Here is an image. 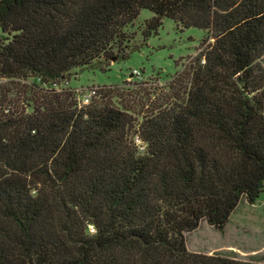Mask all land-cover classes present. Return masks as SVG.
<instances>
[{
	"label": "trees",
	"instance_id": "obj_1",
	"mask_svg": "<svg viewBox=\"0 0 264 264\" xmlns=\"http://www.w3.org/2000/svg\"><path fill=\"white\" fill-rule=\"evenodd\" d=\"M141 9L199 52L143 113L81 105L64 83L125 56ZM263 187L264 0H0V264H264L184 235Z\"/></svg>",
	"mask_w": 264,
	"mask_h": 264
},
{
	"label": "rangeland",
	"instance_id": "obj_2",
	"mask_svg": "<svg viewBox=\"0 0 264 264\" xmlns=\"http://www.w3.org/2000/svg\"><path fill=\"white\" fill-rule=\"evenodd\" d=\"M153 15L141 9L126 26L125 56L76 69L64 85L74 88L78 99L87 94V103L108 91L116 105L125 103L141 113L152 103L162 102L173 90L176 75L199 52L206 31L164 17L156 29L147 32L146 21ZM184 235L190 251L264 263V187L255 203L239 201L222 230L202 220Z\"/></svg>",
	"mask_w": 264,
	"mask_h": 264
},
{
	"label": "built area",
	"instance_id": "obj_3",
	"mask_svg": "<svg viewBox=\"0 0 264 264\" xmlns=\"http://www.w3.org/2000/svg\"><path fill=\"white\" fill-rule=\"evenodd\" d=\"M88 101H89V96L87 94H84V95L81 96V98H79V103L81 105L87 104ZM136 142L138 144H141L139 139H136ZM141 148H143V146H141Z\"/></svg>",
	"mask_w": 264,
	"mask_h": 264
}]
</instances>
